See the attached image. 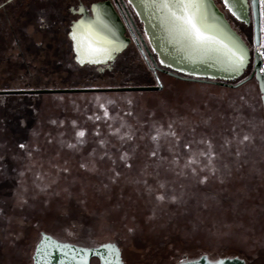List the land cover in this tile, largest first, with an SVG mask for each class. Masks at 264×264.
Returning a JSON list of instances; mask_svg holds the SVG:
<instances>
[{
    "label": "rangeland",
    "instance_id": "rangeland-1",
    "mask_svg": "<svg viewBox=\"0 0 264 264\" xmlns=\"http://www.w3.org/2000/svg\"><path fill=\"white\" fill-rule=\"evenodd\" d=\"M77 1L12 0L0 9V90L157 85L135 51L112 70L72 69L68 32L70 7ZM41 7L51 15L48 21L39 20ZM160 79L162 90L26 93L23 106L0 96V130L8 134L0 142V159L22 157L27 160L20 163L28 168L32 161L22 148L43 149L44 141L55 135L50 124L61 114L58 149L67 160L64 169L76 170L74 183L52 202L37 200L42 176L34 174L32 184L22 190H36L37 196L14 195L18 177L12 170L0 192V264H33L28 260L41 231L89 244L116 241L125 264H175L204 252L215 255L219 246L248 264H264V248L231 237L245 225L243 210L235 206L215 216L230 204L227 198L242 195L245 181L213 178L217 171H235L236 165L226 168L234 162V153L247 159L258 154L264 129L242 111L255 109L261 93L253 81L229 88L166 73ZM244 117L249 130L243 128ZM140 128L145 129L144 144H138ZM134 151L146 156L126 179L124 202L121 187ZM53 157L55 163L62 162ZM40 158L38 167L49 161ZM0 170L10 173L4 166ZM226 184L238 188L233 197ZM217 189L225 200L216 199ZM250 203L252 210L258 208Z\"/></svg>",
    "mask_w": 264,
    "mask_h": 264
},
{
    "label": "water",
    "instance_id": "water-1",
    "mask_svg": "<svg viewBox=\"0 0 264 264\" xmlns=\"http://www.w3.org/2000/svg\"><path fill=\"white\" fill-rule=\"evenodd\" d=\"M11 1V0H9ZM134 7L140 20L144 24V31L148 43L143 40L144 48L139 42V46L150 66L153 62L154 72L157 76V85L151 86H122L117 88H43L31 90H0L1 94H23V93H81V92H108V91H145L161 90L163 83L158 77L157 71L169 73L177 78L187 81L210 83L230 88H236L252 78H256L261 92L264 106V59L259 51L262 41V3L256 0H229L227 7L239 19L249 22L252 13L253 20V46L246 42L242 35L234 28L225 12L220 7L217 0H206L205 10L208 22L219 29L227 42L237 41L246 49V66L239 72L226 71L225 66L211 59H201L200 57H189L187 53L169 42L167 33L161 26L159 13L150 5L149 0H128ZM225 4V0H222ZM2 4L0 6L3 7ZM226 5V4H225ZM92 13L83 5L79 13L82 17L74 21L69 33L73 41L75 60L80 64L103 65L113 61L128 45L130 39L125 36V24L120 15L115 10L110 1H102L92 4ZM83 25V29L80 25ZM91 27L93 32L102 38L107 39L117 49L112 53V59H107L99 63H90L85 60L81 62L78 55L77 42L73 39V32L82 35L83 30ZM157 55L161 65L172 70L160 67L154 58ZM149 56V57H148ZM253 65V72L246 78L232 82L241 77L245 70ZM48 239H45V238ZM113 249L118 250L119 264H124L125 260L120 245L115 241H108L97 246H84L69 241H62L53 235L42 232L41 238L35 246L33 253L34 264H93L92 259L97 258L98 264H117V257ZM175 264H247L245 258L240 256H224L218 259H211L208 254H201L192 258H185Z\"/></svg>",
    "mask_w": 264,
    "mask_h": 264
},
{
    "label": "trees",
    "instance_id": "trees-1",
    "mask_svg": "<svg viewBox=\"0 0 264 264\" xmlns=\"http://www.w3.org/2000/svg\"><path fill=\"white\" fill-rule=\"evenodd\" d=\"M39 11H42L41 14H39V20L42 21H48L47 17L50 18L51 15L44 14V8L41 7V9ZM80 67L81 66L75 61H73L72 64V69L76 68V67ZM26 93L23 94H1L2 101H6V103L9 102V100L13 103V105H19V106H23L26 101L23 99V96ZM38 104V103H36ZM40 105V104H38ZM42 106V105H40ZM58 107L56 105L53 106ZM2 114V112H0ZM56 121L53 124H50V130L52 134H57L56 130H57V126L60 124L61 120H62V116L61 114L56 116ZM1 129V126H0ZM144 128H140L139 132H138V137L140 138H145L146 135L144 136ZM8 135L7 132L2 133L0 130V142H2L4 140V136ZM52 135V138H48L44 141V148L41 150L40 149H36L33 150L32 148L28 149H24L22 148V152L26 153L32 163L30 164V166L27 168V166L25 167V165H22L20 162L22 160H27V159H22V157H18L19 159H11L10 157L8 159L2 160L0 159V169H2V167H7L10 170V173L8 171L7 174H2V172L0 173V192H1V187L3 186V184L6 183V180L9 181L10 175L12 170L16 171L15 174L13 176H17L18 177V184L15 185V189L17 188V190H14L15 194L19 195H29L30 197H32L33 195H36V190H33V192L31 190L26 191V190H22V186H28L32 184L31 180V175H39L40 177L42 176V181L41 183L39 182V185L41 184V186L43 187V190H41L39 192L40 196L38 197L37 200L42 201L45 198H48V201L52 202L54 201V199H56L58 196H62L63 194L66 193V191L68 190L69 186L72 185V183H74L75 181V176H76V170L74 171L71 168H67L64 169V166L66 164V159L62 158L60 155V149H58V145H61L62 143H58L57 142V136ZM7 138L9 136H6ZM59 137V136H58ZM261 138H263L259 144V152H257L258 154L253 157L252 159H245V160H240V157L237 156L234 153V162L231 163L228 167L229 168L231 165H234L232 167H235V165L237 166V168L235 169V171L230 168V169H226L223 173L218 172L215 173L216 175H213L214 179L217 180H239L242 182V184L244 183V189H241L242 195L239 196L237 194H235V196L233 197V194L235 193V191L238 189H236V187H232V185H228L226 184V186L224 188H227V191H230L232 193V197L233 198H227L230 202L229 205L226 206V208L220 209L219 211H216L215 216L217 217L218 215H221L222 213H224L226 210H229L233 207H238V209L240 208L241 210H243L245 212L246 215V221H245V225L243 228H241V230L237 233L236 235H232L231 237L233 238L234 236L241 239L244 243L247 242H251V244L253 245L252 247H262L264 248V131H261ZM14 139V138H13ZM65 139V138H63ZM7 140V139H6ZM60 140V139H59ZM144 144V143H143ZM148 145H150V142L148 143ZM20 147V146H19ZM18 148V147H17ZM49 150V152H48ZM219 152H221V150L218 148ZM1 148H0V153H1ZM27 151V152H26ZM217 153V154H218ZM49 155V156H47ZM53 155L57 156L60 161H62L61 163H55V159L53 157ZM143 153H139L138 151H134L132 154V159L130 161V163L127 165L126 167V171L124 172V178H123V182L124 184L122 185V189H121V193H122V197L124 199V202L127 198L128 200V189H127V182L126 179H128V177H132V171H135L136 169V165L139 163V161L143 160L141 159V157H143ZM45 156V160H49L47 162H43V166H37V160L41 159L40 157ZM146 156V155H145ZM29 159V160H30ZM236 161V162H235ZM37 163V164H36ZM20 165L22 167H20ZM130 165V166H129ZM45 167V168H43ZM62 168V169H60ZM1 171V170H0ZM260 174L258 175L257 178H255L256 174ZM37 177V176H36ZM114 177V176H112ZM111 177V178H112ZM254 178L257 179V181L255 183H253ZM118 180V178H117ZM253 180V181H252ZM252 181V183H251ZM219 186V185H218ZM20 189V190H18ZM219 191L217 189V192H214V195L216 197V199H220V200H225L226 198L223 197L222 195H219ZM26 195V196H27ZM253 198L254 200L252 201L251 198ZM29 198V197H28ZM50 199V200H49ZM234 202V203H233ZM253 202V204H255L256 206H258L257 209L252 210L253 205L250 203ZM124 206V205H123ZM125 208H127L126 206H124ZM244 217V216H243ZM37 220V219H35ZM34 220V221H35ZM234 234V233H233ZM234 239V238H233ZM238 241V240H237ZM240 241V240H239ZM220 249H217V252L215 255L211 254V253H201V254H208L209 256H214L215 258H220V257H224V256H240L237 255L235 253H228L226 251H223V249H221V247L219 246ZM199 254V255H201ZM197 255V256H199ZM242 257V256H240ZM244 258V257H243ZM246 260V259H245ZM247 262V261H246ZM162 264V263H161ZM248 264V263H247Z\"/></svg>",
    "mask_w": 264,
    "mask_h": 264
},
{
    "label": "snow or ice",
    "instance_id": "snow-or-ice-1",
    "mask_svg": "<svg viewBox=\"0 0 264 264\" xmlns=\"http://www.w3.org/2000/svg\"><path fill=\"white\" fill-rule=\"evenodd\" d=\"M150 5L159 13L161 26L168 40L189 57L211 59L225 66L226 71L239 72L246 66L247 51L235 40L227 42L223 33L209 24L206 14V0H149ZM229 0H225L227 6ZM264 3V0H260ZM256 0H253L255 5ZM231 11V9H229ZM239 18V17H238ZM83 29V25L79 26ZM77 42L78 55L83 63L112 59L117 49L105 38L93 32L91 27L83 30L82 35L73 32ZM84 136L83 132L79 133ZM245 141L249 138L245 136ZM163 199V196L160 197ZM45 239H48L47 237ZM118 261V250H112Z\"/></svg>",
    "mask_w": 264,
    "mask_h": 264
},
{
    "label": "flooded vegetation",
    "instance_id": "flooded-vegetation-1",
    "mask_svg": "<svg viewBox=\"0 0 264 264\" xmlns=\"http://www.w3.org/2000/svg\"><path fill=\"white\" fill-rule=\"evenodd\" d=\"M9 1V0H8ZM8 1L4 2L5 5L8 3ZM12 1V0H11ZM102 1H110L115 10L118 12V14L120 15L122 21L124 22L125 24V36L127 38L130 39L127 47L121 52L119 53L116 58L113 60V61H109L107 64H103V65H91V64H84V65H80L76 60V62L83 68H89V69H96L97 71L99 72H103V71H106V70H112L114 69L118 64L119 62H124L128 59V57L130 56V53L131 55L135 52L139 53L146 65H147V68L148 70L150 71V73L152 74V77L154 78V80L157 82V76L154 72V66H153V62L151 61V59L149 58L150 62H151V65L150 66L148 64V61L146 60V58L144 57V54L142 53V50L139 46V42L141 43L142 47L144 48V45H143V40H145L147 43H148V40H147V37H146V34H145V31H144V24L143 22L140 20L138 14L136 13L134 7L131 5V3L128 1V0H78L77 1V4L75 6H72L70 7V12H71V15L73 16V18L70 20V26H69V32H68V37L71 41V45H72V50H73V41L72 39L70 38L69 36V33L71 31V26L73 24L74 21L78 20L79 18L82 17V14L79 13V11L81 10V7L84 5L87 10L89 11V13L91 14L92 13V10H91V6L92 4L94 3H97V2H102ZM220 7L222 8V10L225 12L226 16L229 18V20L231 21L232 25L234 26V21L235 23L237 24L238 27H235L234 28L242 35V37L246 40V42L250 45V47L253 49L255 48L253 46V39H254V34H252V27H253V20L251 21V17H252V13H251V10L249 11V15H250V20L249 22H246L245 20H241L239 18H237L233 13L232 11L229 10V8L223 3L222 0H217ZM10 2V1H9ZM2 3V4H4ZM1 4V5H2ZM0 5V6H1ZM4 5V6H5ZM3 6V7H4ZM1 7V8H3ZM0 8V9H1ZM253 36V38H252ZM261 48L264 49V3H262V41H261ZM145 49V48H144ZM74 52V50H73ZM154 55V58L156 59L158 65L160 67H163V68H166L168 70H172L168 67H165L163 65L160 64V62L158 61V58H157V55L155 53H153ZM149 57V56H148ZM74 59H75V54H74ZM264 59V58H263ZM263 69H264V66H263ZM253 72V65H250L244 72V74L238 78L236 81H233L232 82H238L244 78H246L247 76L251 75ZM158 73V77L160 78V75L162 73H166V72H162V71H157ZM172 77H175L169 73H166ZM177 78V77H176ZM161 80V79H160ZM187 81V80H186ZM252 81L254 82L253 85L255 86L254 88L256 89L255 91H258L260 92V89L259 88V85H258V82L256 80V78H252L251 80L247 81L246 83H252ZM201 83V82H200ZM244 83V84H246ZM158 84V83H157ZM205 84H209L211 86H220V85H215V84H210V83H205ZM243 84V85H244ZM242 86V85H241ZM164 87V85H163ZM222 87H226V86H222ZM230 88V87H229ZM163 89V88H162ZM161 89V90H162ZM261 93V92H260ZM248 110V111H247ZM242 112H244V115L247 116V112H249V115L251 114V121H255V122H258V124H262V129H264L263 125H264V106H263V103H262V98H261V94H260V104L257 105L255 107V109H245L243 110ZM245 118V117H244ZM256 118H260L261 121H258L256 120ZM246 121L244 122V127L243 128H247L248 130L250 129V127L248 126V123L250 122L249 120H247V117L245 118ZM248 126V127H247ZM138 137V136H137ZM139 138V143L138 144H143L144 142V138ZM223 143V141H222ZM229 144V143H232L231 141H225L224 144ZM234 143V142H233ZM240 144H246L245 141H241ZM240 156V160H244L242 157L244 156V158L246 159V155H239ZM132 159V158H131ZM42 232H46V231H41L40 234L42 235ZM51 235H53L54 237L58 238L59 240H62V241H69V242H72V243H75V244H79V245H84V246H97L101 243H88V242H84V241H77V240H73V239H63L51 232H47ZM41 235H40V238H41ZM108 242V241H106ZM116 242V241H115ZM104 243V242H102ZM118 243V242H117ZM119 244V243H118ZM120 245V244H119ZM120 247H122L120 245ZM35 249V248H34ZM122 252H123V257H124V260H125V254H124V250L122 248ZM209 256V255H208ZM211 259H218V258H215L214 256H209ZM32 258V263H33V255L32 257L30 256L29 260L30 261ZM185 258H188V257H185ZM185 258H182V259H185ZM180 259V260H182ZM92 263L93 264H98V259L97 258H94L92 259ZM30 264V263H29ZM34 264V263H33ZM125 264V263H124Z\"/></svg>",
    "mask_w": 264,
    "mask_h": 264
},
{
    "label": "built area",
    "instance_id": "built-area-1",
    "mask_svg": "<svg viewBox=\"0 0 264 264\" xmlns=\"http://www.w3.org/2000/svg\"><path fill=\"white\" fill-rule=\"evenodd\" d=\"M259 51L262 54V57L264 58V51L262 50V48H259Z\"/></svg>",
    "mask_w": 264,
    "mask_h": 264
}]
</instances>
